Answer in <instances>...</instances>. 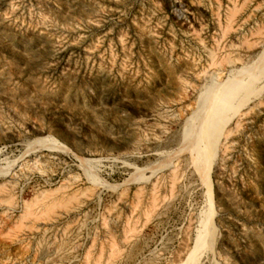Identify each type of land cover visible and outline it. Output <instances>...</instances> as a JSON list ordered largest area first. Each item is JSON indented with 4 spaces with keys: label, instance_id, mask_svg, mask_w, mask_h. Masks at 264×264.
I'll list each match as a JSON object with an SVG mask.
<instances>
[{
    "label": "rangeland",
    "instance_id": "rangeland-1",
    "mask_svg": "<svg viewBox=\"0 0 264 264\" xmlns=\"http://www.w3.org/2000/svg\"><path fill=\"white\" fill-rule=\"evenodd\" d=\"M263 46L264 0H0V264H264V98L212 205L181 151L207 75Z\"/></svg>",
    "mask_w": 264,
    "mask_h": 264
},
{
    "label": "bare ground",
    "instance_id": "bare-ground-1",
    "mask_svg": "<svg viewBox=\"0 0 264 264\" xmlns=\"http://www.w3.org/2000/svg\"><path fill=\"white\" fill-rule=\"evenodd\" d=\"M229 62L230 65L223 70L224 76L221 71L219 74L207 73L206 84L198 94L197 106L184 122L181 131V151L189 154L190 163L205 188V197L210 205L214 200L212 173L226 140L239 127L240 118L247 114L255 102L264 98V46L252 60L241 56ZM48 139L54 145L58 144L53 138L41 139L35 143L44 144ZM78 160L82 168L97 181L95 173L91 171L95 161L83 157H78ZM125 164L133 167L127 162ZM198 218L196 247L210 252L214 241L213 209L210 208L206 218L202 215Z\"/></svg>",
    "mask_w": 264,
    "mask_h": 264
}]
</instances>
